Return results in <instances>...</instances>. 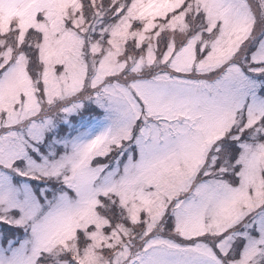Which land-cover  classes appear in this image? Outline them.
<instances>
[{
  "label": "snow or ice",
  "instance_id": "1",
  "mask_svg": "<svg viewBox=\"0 0 264 264\" xmlns=\"http://www.w3.org/2000/svg\"><path fill=\"white\" fill-rule=\"evenodd\" d=\"M0 264H264V0H0Z\"/></svg>",
  "mask_w": 264,
  "mask_h": 264
}]
</instances>
